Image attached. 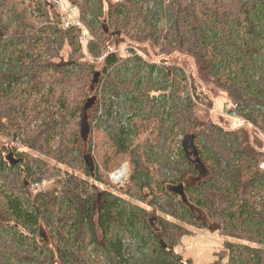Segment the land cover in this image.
<instances>
[{
	"label": "trees",
	"instance_id": "16d2710c",
	"mask_svg": "<svg viewBox=\"0 0 264 264\" xmlns=\"http://www.w3.org/2000/svg\"><path fill=\"white\" fill-rule=\"evenodd\" d=\"M57 1L0 0V264H264V0Z\"/></svg>",
	"mask_w": 264,
	"mask_h": 264
},
{
	"label": "rangeland",
	"instance_id": "374dc122",
	"mask_svg": "<svg viewBox=\"0 0 264 264\" xmlns=\"http://www.w3.org/2000/svg\"><path fill=\"white\" fill-rule=\"evenodd\" d=\"M224 102L226 101L223 100L217 102V105L214 108L215 109V112H213L214 114L224 116L222 115ZM198 106L203 109L210 110V108L205 105L198 104ZM224 117L225 119L219 121V123L225 128H233L234 126H238V127L246 126L245 124L238 125L236 119H232L227 116ZM18 139H19V135L17 133H13L12 141L15 143L16 148L19 147ZM112 182L116 183V181H112ZM118 185L122 186L123 184L120 183ZM104 191L105 189L100 186H97L95 189V192L97 194L102 193ZM196 213L198 217L202 219L206 218L201 211H196ZM190 229L193 230V234L185 235L181 239L180 244L176 249L183 256L185 260H190L192 264H211L216 260V254L218 252H221L222 250H225L226 242L230 241V239L222 236L219 233V231L216 229H212L209 227L204 229H196L190 227Z\"/></svg>",
	"mask_w": 264,
	"mask_h": 264
},
{
	"label": "built area",
	"instance_id": "2783aa9c",
	"mask_svg": "<svg viewBox=\"0 0 264 264\" xmlns=\"http://www.w3.org/2000/svg\"><path fill=\"white\" fill-rule=\"evenodd\" d=\"M55 3H60L58 2L57 0H53ZM62 8L68 13L67 17H69L68 20L64 19L63 18V21L65 22L66 24V27H69L71 25H74V24H80V22L77 20L76 18V12H77V8L76 7H71V8H64L62 6ZM82 40L84 42H89L90 40V34L88 31H86L84 33V35L82 36ZM222 115L224 116H227V117H230L232 119H236L235 118V113H234V104H226L224 107H223V112H222ZM237 124L238 125H242L244 124L243 122L237 120ZM254 128L256 131H258L261 136L264 138V132H262L260 129H258L257 127H252ZM263 151H264V144H263ZM260 169L264 172V160L261 162L260 164ZM127 173H128V166L125 164L123 165L119 170H117L116 172L112 173L111 174V180L112 181H116L115 184H120V183H124L125 180H126V176H127ZM114 183V182H113Z\"/></svg>",
	"mask_w": 264,
	"mask_h": 264
},
{
	"label": "bare ground",
	"instance_id": "6f19581e",
	"mask_svg": "<svg viewBox=\"0 0 264 264\" xmlns=\"http://www.w3.org/2000/svg\"><path fill=\"white\" fill-rule=\"evenodd\" d=\"M89 31V30H88ZM235 118L237 119V120H239V121H241V122H245V120L242 118V117H240L237 113H235Z\"/></svg>",
	"mask_w": 264,
	"mask_h": 264
},
{
	"label": "water",
	"instance_id": "95a60500",
	"mask_svg": "<svg viewBox=\"0 0 264 264\" xmlns=\"http://www.w3.org/2000/svg\"><path fill=\"white\" fill-rule=\"evenodd\" d=\"M191 137H193V136H191ZM40 233H41V236L43 238H46V232L43 229H41Z\"/></svg>",
	"mask_w": 264,
	"mask_h": 264
},
{
	"label": "flooded vegetation",
	"instance_id": "af4514ba",
	"mask_svg": "<svg viewBox=\"0 0 264 264\" xmlns=\"http://www.w3.org/2000/svg\"><path fill=\"white\" fill-rule=\"evenodd\" d=\"M199 170H200V172L201 173H203L205 170H204V168H203V170L201 169V168H199ZM100 198V197H99Z\"/></svg>",
	"mask_w": 264,
	"mask_h": 264
}]
</instances>
